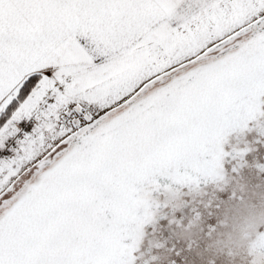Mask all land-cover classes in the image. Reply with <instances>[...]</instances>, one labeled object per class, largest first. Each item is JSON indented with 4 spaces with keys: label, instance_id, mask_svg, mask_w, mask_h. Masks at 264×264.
Returning a JSON list of instances; mask_svg holds the SVG:
<instances>
[{
    "label": "snow or ice",
    "instance_id": "snow-or-ice-1",
    "mask_svg": "<svg viewBox=\"0 0 264 264\" xmlns=\"http://www.w3.org/2000/svg\"><path fill=\"white\" fill-rule=\"evenodd\" d=\"M261 96L264 0H0V264H124Z\"/></svg>",
    "mask_w": 264,
    "mask_h": 264
},
{
    "label": "flooded vegetation",
    "instance_id": "flooded-vegetation-1",
    "mask_svg": "<svg viewBox=\"0 0 264 264\" xmlns=\"http://www.w3.org/2000/svg\"><path fill=\"white\" fill-rule=\"evenodd\" d=\"M255 102L256 118L224 137L216 174L144 186L150 218L138 228L127 264H264V216H251L239 240L228 238L248 199L241 186L264 192V96ZM214 243L222 253L206 250Z\"/></svg>",
    "mask_w": 264,
    "mask_h": 264
},
{
    "label": "clouds",
    "instance_id": "clouds-1",
    "mask_svg": "<svg viewBox=\"0 0 264 264\" xmlns=\"http://www.w3.org/2000/svg\"><path fill=\"white\" fill-rule=\"evenodd\" d=\"M241 191L248 197L245 205L237 209V219L232 225V230L229 233V240H239L242 236L243 228L248 220L254 214L264 216V192H257L255 189H249L247 186H241ZM255 199V203H253ZM213 250L215 253H222L223 248L219 244H209L207 249Z\"/></svg>",
    "mask_w": 264,
    "mask_h": 264
},
{
    "label": "water",
    "instance_id": "water-1",
    "mask_svg": "<svg viewBox=\"0 0 264 264\" xmlns=\"http://www.w3.org/2000/svg\"><path fill=\"white\" fill-rule=\"evenodd\" d=\"M255 106H256V102H254ZM245 105H247V102H245ZM237 129V128H235ZM234 130V129H233ZM205 169L203 168H189L186 171L181 169L180 175L182 178V182L173 180L171 177L169 176H164V175H158L155 178V183H149L150 185L153 186H159L162 187L164 185H181L185 182H187L189 180L190 177L201 173L202 171H204ZM146 184V185H149ZM145 185V186H146ZM141 212H142V208L138 210L137 215L141 217ZM139 228V225L136 223H133L131 225L128 226L127 230L124 233L123 238L120 241V245H121V252H122V260L124 262V264H127L129 261V257H130V252L135 244L136 241V236H137V230Z\"/></svg>",
    "mask_w": 264,
    "mask_h": 264
}]
</instances>
